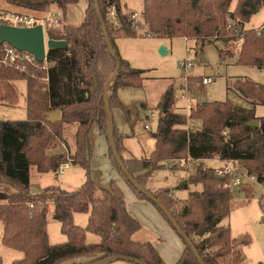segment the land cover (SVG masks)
Returning a JSON list of instances; mask_svg holds the SVG:
<instances>
[{
  "label": "trees",
  "instance_id": "trees-1",
  "mask_svg": "<svg viewBox=\"0 0 264 264\" xmlns=\"http://www.w3.org/2000/svg\"><path fill=\"white\" fill-rule=\"evenodd\" d=\"M10 1L38 11L49 10L52 5L60 8L63 13L61 24L50 26L48 32L52 39L65 40L67 44L48 50L49 79L44 83L40 78L0 63V103H18L16 80H25L27 91V118L0 120L2 242L24 253L23 258L13 264H101L113 257L119 259L109 264H166L154 244L133 239V234L142 225L129 212L120 185L112 179L108 185L99 186L90 175L93 126L109 140L111 123L105 89L110 78L114 75L107 92L111 109L122 108L132 129L141 120V109L146 107L144 102L126 104L120 97L121 89L143 86L144 70L132 67L120 55L115 40L138 36L182 37L199 39L204 44L215 39L238 41L241 36L238 63L262 68L264 29H247L245 24L262 10L264 0H199L195 6L193 0H143L142 21L133 18L134 13L123 11L120 0H99L108 38L94 0H88L85 19L79 26L69 24L67 14L69 7L80 0ZM114 5L115 18L111 15ZM110 46L115 50V56ZM223 54L220 50L222 57ZM38 74L46 75L45 72ZM201 79L191 77L190 82L195 85ZM174 83L169 84L158 106V126L151 133L155 146L150 156L126 157L122 153L125 137L113 120L115 146L127 170L167 206L205 264H241L243 248L252 243L251 237L248 234L233 237L230 226L221 224L233 208L232 188L224 187L225 183L231 182V175L219 176L213 167H200L179 185L187 189L191 184H202V191H190L187 198L174 196L169 188L150 189L147 182L167 159L190 156L201 160L219 156L240 160L246 171L256 175L258 183L264 185V117L257 116L255 107L246 108L229 100L192 106L190 113L185 115L175 106ZM230 88L254 105H264V84L239 78L230 84ZM55 110L61 111V119L57 122L50 121L47 116ZM189 119L200 120L201 127L187 128ZM256 119L260 120L258 127L248 124ZM70 124H76L77 128L72 162L86 170V181L74 190L50 185L33 192V166L39 173H56L67 161L65 152L53 155L46 152L55 141L69 147L64 134ZM109 150L114 168L137 196L151 201L129 181L112 146ZM67 153L70 154L69 150ZM3 184L14 191L3 189ZM241 190L247 199L254 194V188L247 184H243ZM97 192H100L98 196ZM50 203L54 205L62 232L68 237L67 242L50 243L47 225ZM259 205L264 212V193ZM75 213L89 214L86 226L74 222ZM87 231L101 236V241L87 242ZM179 236L184 250L175 264H201L189 244ZM87 256L94 258L82 259ZM2 262L0 256V264Z\"/></svg>",
  "mask_w": 264,
  "mask_h": 264
},
{
  "label": "rangeland",
  "instance_id": "rangeland-1",
  "mask_svg": "<svg viewBox=\"0 0 264 264\" xmlns=\"http://www.w3.org/2000/svg\"><path fill=\"white\" fill-rule=\"evenodd\" d=\"M128 1V10L135 11L137 13L136 20L142 21L143 0ZM234 6L235 3H233V7ZM0 7L38 11L36 9L16 5L10 0H0ZM52 7L54 8L55 6L52 5L50 8ZM86 7V0H82L78 4L71 6L69 8L70 21L79 25L82 24ZM45 11L46 10L43 12ZM263 23L264 7L259 13L255 14L245 26L246 28L255 29ZM54 40L56 39H46L47 51L49 49V42ZM236 42L238 41L231 40L224 42L221 39H215L206 41L203 44L202 40L199 39L187 40V38L182 37L156 38L154 36H142V38H134L132 41L125 42L127 52L125 54L130 57V59L126 60L129 61L132 67L144 70V83L140 88L128 87L121 89L119 94L122 101L126 104L144 102L146 107L141 109V120L136 124L134 129H132L122 108L115 107L112 111L114 121L120 134L127 137L135 133V138L141 141V146H143L142 150L144 148L145 151H142L139 156L144 155L145 157L147 154L150 156L154 149L155 140L152 138L151 133L156 131L158 126V105L160 104L163 93L173 81H175V97L177 99L175 106L178 108V111L185 113V115L190 113L191 108L187 111L185 109L187 99L180 97V92L183 90L182 86L188 91V94L191 95L189 100L191 103L190 107L201 106L204 102L229 100L235 105L246 108L255 107L256 114L260 117H264V105H254L251 101L240 96L233 88H230V84L239 78H247L264 84V67L245 66L238 63L237 55L239 57L241 47L239 48ZM161 46H164L169 52L167 54H161ZM220 50H223V57L220 55ZM184 59H189L193 63V66L188 69L187 72L180 67V63ZM35 69L36 68H31L28 75L40 78V81L43 83L46 82L43 76L38 74L42 71ZM33 73L35 75H33ZM191 77H213L214 81L206 86H203L201 81L193 85L190 82ZM14 84L19 95L18 103L12 106L0 103V120H24L27 118L26 81L16 80ZM195 90H197L196 93H194ZM150 110H154L155 115L147 119ZM145 124H149L151 128L146 129ZM186 127L198 129L201 127V122L200 120L189 119ZM76 129V124L67 125L64 134V138L67 141L66 143L69 144L68 150L70 152V154L65 152L67 161L73 158L71 155H73L72 153L76 150ZM93 130L91 131L93 134L91 133L92 158L90 175L99 186H105L102 185V181L108 174H111L109 173L111 169H107V163L110 164L111 160L109 153L111 144L106 135L99 131L97 127H94ZM100 139H102V142ZM127 145H129V143ZM62 146L63 145L60 144L59 141H55L51 147H49L46 154L53 155L61 153L60 147ZM123 150L125 152V148H122V153L126 155ZM138 154L139 153H135V155ZM185 158L187 157L167 159L164 161L163 167L154 171L150 176L148 181L149 186L157 189L169 188L171 193L179 198H187L190 191H202L201 185L199 184H191L187 189L180 188L179 185L190 175L194 174L200 167L206 169L215 166L218 162L214 159H209L204 160V164H199L197 162L189 164L188 162L186 165H183L182 160ZM114 171H116L115 173L119 178L122 177L119 171L116 169H114ZM34 172H36L35 166L32 167V176ZM86 179V170L82 166L73 164L72 162L63 174L57 175L56 182L60 186L74 190L80 188ZM244 183L254 188L253 196L247 199L241 187H231L234 195L233 208L230 215L223 219L221 224L230 226L233 237H239L244 234H248L251 237V245L243 249L244 261L241 264L264 263V212L259 205L260 197L264 193V185L257 182H249L246 179H244ZM3 187V189L12 192L13 188L9 185L3 184ZM99 194L100 192H97V196ZM126 199L128 200L127 202L131 210L134 211L132 202H134L136 207L135 201L133 199L131 200L130 197ZM147 203L158 211L157 213L161 215L160 217L164 222L157 220L156 216L149 212L148 209L140 208L138 214L141 220H138L140 222L142 221V227L133 234V239L140 242H151L156 246L159 244L160 248H164L167 251L166 254L169 256V260H174L172 264H175L180 259V254H182V249L184 248L183 240L159 208L149 200H147ZM88 217V213H75L74 222L78 225L86 226ZM47 225L50 242L52 244L66 242L68 240L67 235L61 230V223L55 217L53 203L49 205ZM1 233L0 222V255L3 258V264H11L9 255L4 254L1 248ZM100 241L101 236L94 232L87 231V242L98 243ZM93 258L94 256H87L82 259H87V261H89Z\"/></svg>",
  "mask_w": 264,
  "mask_h": 264
},
{
  "label": "built area",
  "instance_id": "built-area-1",
  "mask_svg": "<svg viewBox=\"0 0 264 264\" xmlns=\"http://www.w3.org/2000/svg\"><path fill=\"white\" fill-rule=\"evenodd\" d=\"M111 15L116 17V5L113 6ZM137 17V13L133 14V18ZM63 18L62 10L58 7H52L49 10L43 11H35V10H24L19 8L12 7H0V25L13 26L17 28H32L41 25L44 30L45 40L51 38L49 36L48 29L50 26L60 25ZM231 27V26H230ZM264 29V24L258 28V30ZM242 37L238 40L237 46L240 48L242 44ZM48 52V51H47ZM43 62H39L36 56L28 51H20L11 45L8 42H0V63L6 65L10 68L19 70L21 72L29 73L31 68H36L35 70H41L45 72L46 75L43 76L44 81H48V69L50 67V63L47 58ZM193 66V63L189 59H184L180 63V67L187 72ZM33 75H35L33 73ZM186 76V75H185ZM214 81L213 77H202L201 83L203 86H206ZM180 92V97L183 99H187V104L185 109L188 111L191 108V103L189 102L191 95L188 94V91L185 88ZM149 116L153 117L155 115L154 110H150ZM146 129H150L151 126L149 124L145 125ZM199 129V128H198ZM227 133L226 131L224 132ZM64 152H68V147L64 145ZM211 159H214L218 162L217 166L214 167L216 174L219 176L231 175L232 179L230 183H225L224 187H233L239 186L241 187L244 183V179L249 182H257V177L254 174H249L246 171L245 166L240 160L234 159H222L219 156H215ZM197 160L192 157H187L182 160V164L186 165L188 162L194 163ZM72 164V159L61 164V166L56 171L57 174H63L65 170ZM33 207V204L31 205Z\"/></svg>",
  "mask_w": 264,
  "mask_h": 264
},
{
  "label": "water",
  "instance_id": "water-1",
  "mask_svg": "<svg viewBox=\"0 0 264 264\" xmlns=\"http://www.w3.org/2000/svg\"><path fill=\"white\" fill-rule=\"evenodd\" d=\"M198 1L199 0H193L192 4L195 6ZM94 2H95L96 9H97V14H98V16L101 20L102 26H103L104 34L108 38L107 28H106L105 22L102 18V14L100 11L99 0H94ZM0 42L1 43L8 42L20 51H28V52L34 54L39 62H43L44 59L46 58V52H47L46 40H45L44 30H43V27L41 25L36 26V27H32V28H17V27H13V26L0 25ZM66 45L67 44H66L65 40L50 41L48 50H50L52 48H57V47H65ZM110 51H111L112 55H114V56L116 55L115 50L113 49L112 46H110ZM168 52H169V50L166 49L164 46L160 47V53L161 54H167ZM113 80H114V75L110 78L109 82L106 85L105 100H106V108L108 111L109 120L111 123L110 129H109V141H110V144L112 146V149H113V152L115 154L116 159L119 162V164L121 165L124 173L126 174L127 178L129 179V181L136 187V189H138L143 194L147 195L149 197V199L151 200V202L158 205V207L163 211V213L166 215V217L168 218L170 223L173 225L175 230L189 244V246L191 247L192 251L194 252L196 257L198 258L200 263L205 264L203 258L199 254V251L194 246L191 239L182 230L180 224L178 223L176 218L173 216V214L170 212V210L167 208V206L165 204H163L161 201H159L153 194L148 192V190L135 179V177L127 170L122 158L120 157V155L117 151V148L115 146V142H114L115 140H114V135H113V130H112V123L114 120L113 111L111 109V105H110V103L108 101V97H107L108 89H109L110 85L112 84ZM182 88H184V87L182 86ZM196 92H197V90L194 91V93H196ZM47 116H48V119L50 121L57 122L61 119V111L55 110V111L49 112ZM248 124L251 126H254V127H258L260 125V120L256 119L254 121H250ZM116 259H119V258L113 257V258L108 259L107 261H105L101 264H109L113 260H116ZM128 261H130V260L128 259ZM139 263L144 264L142 262H139Z\"/></svg>",
  "mask_w": 264,
  "mask_h": 264
},
{
  "label": "crops",
  "instance_id": "crops-1",
  "mask_svg": "<svg viewBox=\"0 0 264 264\" xmlns=\"http://www.w3.org/2000/svg\"><path fill=\"white\" fill-rule=\"evenodd\" d=\"M80 1H82V0H80ZM86 2H87V7H88V5H89V1L88 0H86ZM128 3H129V1L128 0H120V4H121V7H122V10L123 11H126V12H129V13H136L135 11H129L128 10ZM78 4V3H77ZM74 5H76V4H74ZM71 6H73V5H71ZM70 6V7H71ZM69 7V8H70ZM87 7H86V9H87ZM143 7H144V2H143ZM85 14H86V10H85ZM68 16H67V21H68V23L69 24H71V25H74V26H79V24H76V23H73L72 21H70V17H69V9H68V14H67ZM84 19H85V16H84ZM84 21V20H83ZM83 21H82V23H83ZM264 24V23H263ZM262 24V25H263ZM81 25V24H80ZM246 25V24H245ZM261 25V26H262ZM246 27V26H245ZM260 27V26H259ZM258 27V28H259ZM258 28H255V29H258ZM247 29H251V28H247ZM134 38H142V36H138V37H127V38H122V37H119V38H116V40H115V42H116V45H117V47H118V50H119V53H120V55L124 58V59H130V57L129 56H126L127 54H125V53H127L126 52V41H132V39H134ZM156 38H160V37H156ZM189 39H194V38H187V40H189ZM238 55H237V60H238ZM15 82V81H14ZM15 85V84H14ZM16 87V86H15ZM7 105V104H6ZM12 106V105H11ZM159 106V105H158ZM258 116V115H257ZM9 120V119H8ZM146 125V124H145ZM94 127H97V126H93V128H92V130L94 129ZM98 128V127H97ZM91 130V131H92ZM99 130V129H98ZM94 131V130H93ZM100 131V130H99ZM92 133V132H91ZM93 134V133H92ZM128 137V138H127ZM127 137H125V140H124V144H123V146H122V148H125V152H124V150H123V152L124 153H126V157H144V155L143 156H139V155H141V153H142V151H145L144 150V148H143V150H142V147L143 146H141V141H138L136 138H135V133L132 135V136H127ZM128 140V141H127ZM100 141L102 142V139H100ZM129 143V145H127L128 143ZM127 143V144H126ZM141 147V148H140ZM61 148V152H64V150H65V148H64V146H62V147H60ZM140 149H141V151H140ZM153 151V150H152ZM134 153V154H133ZM135 153H139L138 155H135ZM131 154V155H130ZM147 156H149L148 154H147ZM147 156H145V157H147ZM204 160H209V159H201V160H197L196 162L197 163H199V164H204L203 163V161ZM108 164V166H107V169H111V171H109V173H111V174H108V173H106V174H108L107 175V177L106 178H104V180L102 181V185H108L109 183H110V181L113 179V180H115L119 185H120V187L122 188V190H123V192H124V195H125V199L127 198V197H130L131 198V200L133 199L134 201H135V203H136V207H135V204H134V202H132L133 203V207H134V211H135V213H134V211L133 210H131V208H130V206L128 205V200L126 199V203H127V207H128V210H129V212L131 213V215L132 216H134L137 220L139 219V220H141V218H140V216H139V214H138V210L140 209V208H143V209H148V211L149 212H151L152 214H154L155 216H156V218H157V220H159L160 222H164L163 221V219L160 217L161 215H159V213H157L158 211L156 210V209H154L151 205H149V203H147V200L146 199H142V198H140V197H138L137 196V194L133 191V189H131V187L129 186V184L125 181V179L123 178V177H121V178H119V176H117V174L115 173L116 171H114V169H113V164H112V162H111V160H110V164L109 163H107ZM215 166H217V164L215 165ZM215 166H213V167H215ZM115 173V174H114ZM57 173H54V172H46V173H39V172H34L33 173V176H32V187H31V190L33 191V192H38V191H41L44 187H47V186H50V185H58V186H60L57 182H56V179H57ZM148 181H149V179H148ZM147 185H148V187L150 188V189H157V188H154V187H151V186H149V184H148V182H147ZM199 185H201V190L203 189V186H202V184H199ZM63 187V186H62ZM12 191H14L13 189H12ZM175 194V193H174ZM176 196V195H175ZM1 201V200H0ZM138 220V221H139ZM1 222V221H0ZM140 222V221H139ZM142 222V221H141ZM140 222V223H141ZM1 242H2V238H3V233H4V226H3V224H2V222H1ZM49 234V233H48ZM49 239H50V237H49ZM67 242V241H66ZM51 243V242H50ZM62 243H64V242H62ZM52 244V243H51ZM57 244H60V243H57ZM54 245V244H53ZM251 245V244H250ZM156 246V245H155ZM157 249H158V251H159V253H160V255L162 256V258H163V260L165 261V263L166 264H172L173 262H174V260H169L170 258H168L169 256H167V251L164 249V248H160V246H159V244H157ZM2 251H3V253L4 254H8L9 255V257H10V260H11V264H13L15 261H17V260H20V259H22L23 258V256H24V253L23 252H21V251H19V250H16V249H14V248H11V247H8V246H5L4 244H3V242H2ZM245 248V247H244ZM243 248V249H244ZM183 250H184V248L182 249V253H183ZM2 254V253H1ZM180 255H182V254H180ZM1 256V255H0ZM2 257V256H1ZM181 257V256H180ZM3 259V258H2ZM2 264H3V262H2Z\"/></svg>",
  "mask_w": 264,
  "mask_h": 264
}]
</instances>
